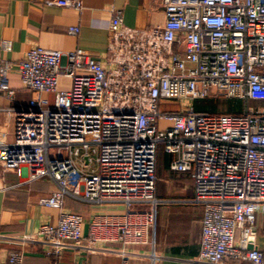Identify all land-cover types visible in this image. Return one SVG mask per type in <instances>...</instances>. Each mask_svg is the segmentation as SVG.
<instances>
[{"label": "built area", "instance_id": "1", "mask_svg": "<svg viewBox=\"0 0 264 264\" xmlns=\"http://www.w3.org/2000/svg\"><path fill=\"white\" fill-rule=\"evenodd\" d=\"M150 1L163 26L130 28L113 12L105 66L81 50L38 48L0 67L8 101L13 71L34 96L14 111L13 142L0 135V172L51 180L55 189L39 204L58 211L56 224L34 235H0V264H23L31 245L49 264H76L63 262L65 252L123 258L126 248L152 245L160 148L171 172L190 174L202 207L195 263L264 264V250L248 248L264 211V0ZM49 4L77 9L80 1ZM207 99L236 101L239 112H194ZM67 197L124 209L92 214L85 237V220L63 210ZM112 243L121 249L99 246Z\"/></svg>", "mask_w": 264, "mask_h": 264}, {"label": "crops", "instance_id": "2", "mask_svg": "<svg viewBox=\"0 0 264 264\" xmlns=\"http://www.w3.org/2000/svg\"><path fill=\"white\" fill-rule=\"evenodd\" d=\"M54 0H0V67L19 62L34 49L58 51L63 54L84 51L106 65L109 22L113 12L120 11L123 24L144 30L163 26L164 14L152 10L150 0H79L76 8L51 6ZM75 28L78 34L70 35ZM14 100L8 101L0 92V135L13 142L14 111L29 107L33 94L22 87L16 72L8 76ZM67 87V80H61ZM39 101L50 106L53 96L41 95ZM159 164V159L158 163ZM160 175L166 182L157 185L156 223L149 241L153 244L126 248L127 255L79 254L65 252L62 260L76 264H197L201 238L202 207L193 202V181L190 174L173 173L164 167ZM0 172V235L21 237L34 235L42 224L55 225L58 211L39 204L47 199L55 187L51 180L29 181L13 172ZM176 182V186L173 185ZM175 184V183H174ZM172 186V187H171ZM171 187V188H170ZM175 191V193L172 192ZM121 205L99 206L65 198L63 210L81 216L85 222L83 236L88 235V220L95 213L122 212ZM257 235L249 241V249L264 250V211L255 215ZM118 251V243L99 244ZM23 264H49L39 245L23 249ZM154 256V258H152ZM123 260V261H122ZM224 264H233L225 261ZM246 264V263H244Z\"/></svg>", "mask_w": 264, "mask_h": 264}, {"label": "trees", "instance_id": "3", "mask_svg": "<svg viewBox=\"0 0 264 264\" xmlns=\"http://www.w3.org/2000/svg\"><path fill=\"white\" fill-rule=\"evenodd\" d=\"M229 101H224V100H217V99H207L203 101H196L193 105V110L196 113H206V114H232V113H237L239 112V106L236 108H233L230 112L227 111L226 107L223 106L222 103H226ZM238 103V102H237ZM239 105V103H238ZM167 110V109H166ZM170 111H177V109L170 110ZM164 167L166 169L169 168V162L171 161V157L167 156L164 154Z\"/></svg>", "mask_w": 264, "mask_h": 264}, {"label": "rangeland", "instance_id": "4", "mask_svg": "<svg viewBox=\"0 0 264 264\" xmlns=\"http://www.w3.org/2000/svg\"><path fill=\"white\" fill-rule=\"evenodd\" d=\"M194 104H197V103H194ZM193 104V105H194ZM223 104V106L224 107H226L227 109V111H231L233 108H236L237 106H239L238 105V103L236 102V101H229V102H226V103H222ZM164 105H168V104H163V106H162V109H167V110H174V109H177L178 108V106H177V104H170L171 106H164ZM233 107V108H232ZM164 153L162 152V149L160 148L159 149V157H158V159H159V164L157 165V185H159V184H162V183H164L165 181L163 180V178H161L160 177V175L159 174H161L162 172H164V170H163V163H164ZM166 183V182H165ZM175 183V184H174ZM173 185L174 186H176V182H173ZM172 187V186H171ZM170 187V188H171ZM172 192H173V190H172ZM173 193H175V191L173 192ZM133 209H136V208H133Z\"/></svg>", "mask_w": 264, "mask_h": 264}]
</instances>
